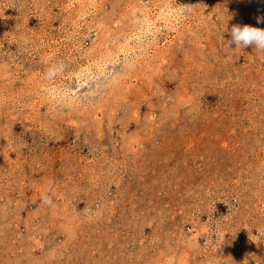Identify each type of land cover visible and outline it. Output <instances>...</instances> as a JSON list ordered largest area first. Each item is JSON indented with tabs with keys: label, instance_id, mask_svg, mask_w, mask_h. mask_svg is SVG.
<instances>
[{
	"label": "rangeland",
	"instance_id": "rangeland-1",
	"mask_svg": "<svg viewBox=\"0 0 264 264\" xmlns=\"http://www.w3.org/2000/svg\"><path fill=\"white\" fill-rule=\"evenodd\" d=\"M258 16L0 0V264H264V52L223 41Z\"/></svg>",
	"mask_w": 264,
	"mask_h": 264
},
{
	"label": "clouds",
	"instance_id": "clouds-1",
	"mask_svg": "<svg viewBox=\"0 0 264 264\" xmlns=\"http://www.w3.org/2000/svg\"><path fill=\"white\" fill-rule=\"evenodd\" d=\"M256 22L264 23V17L258 16L255 18ZM227 31L229 38L223 41L227 48L232 49V46L235 45V48L246 49L248 47H253L258 51L264 52V29L253 27L251 25H241L236 24L231 26L230 29L227 28V23L224 32ZM55 69H49V72H54ZM44 202L51 204L52 201L45 195L43 198Z\"/></svg>",
	"mask_w": 264,
	"mask_h": 264
}]
</instances>
